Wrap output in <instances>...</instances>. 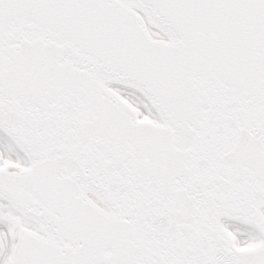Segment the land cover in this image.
I'll return each mask as SVG.
<instances>
[{"label":"snow or ice","instance_id":"snow-or-ice-1","mask_svg":"<svg viewBox=\"0 0 264 264\" xmlns=\"http://www.w3.org/2000/svg\"><path fill=\"white\" fill-rule=\"evenodd\" d=\"M0 264H264V0H0Z\"/></svg>","mask_w":264,"mask_h":264}]
</instances>
